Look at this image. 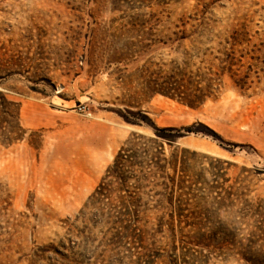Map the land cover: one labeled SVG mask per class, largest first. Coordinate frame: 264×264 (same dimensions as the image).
<instances>
[{
  "label": "rangeland",
  "instance_id": "obj_1",
  "mask_svg": "<svg viewBox=\"0 0 264 264\" xmlns=\"http://www.w3.org/2000/svg\"><path fill=\"white\" fill-rule=\"evenodd\" d=\"M262 232L264 0H0V264H249Z\"/></svg>",
  "mask_w": 264,
  "mask_h": 264
},
{
  "label": "trees",
  "instance_id": "obj_2",
  "mask_svg": "<svg viewBox=\"0 0 264 264\" xmlns=\"http://www.w3.org/2000/svg\"><path fill=\"white\" fill-rule=\"evenodd\" d=\"M189 106H192V104H188ZM126 122L128 123H131L133 125H136V126H141V122L136 120V121H132L130 119H128L127 117H124L123 118ZM142 121V119H141ZM198 126H201V124H197ZM194 128V125H192L191 127H188V128H184L182 130H184L185 132V135H181V129H176V128H172V127H168V128H161V129H158V128H155L153 127V133L155 134L156 137L160 138V139H163V140H166L167 142H172L178 138H181L183 136H186V135H189L190 133H194L196 134V131L193 130ZM124 156H120L119 157V161H121ZM121 162H118L117 164H115V168L116 170H119L118 168V164H120ZM114 168V169H115ZM113 169V170H114ZM99 195L101 194V190L97 192ZM256 230H258L259 232L262 230V226H255ZM263 236H264V232H262ZM216 236H219V238H221V240H225L224 238L226 237L225 233L221 232V231H218L216 233V235L214 237H211L212 240L214 238H216ZM223 242H227V241H223ZM251 244H253L251 241H250ZM241 256H243V254H241ZM243 260H245L246 263H249V264H264V257L261 256L260 254H257V255H254L251 259H246L244 257H242Z\"/></svg>",
  "mask_w": 264,
  "mask_h": 264
}]
</instances>
